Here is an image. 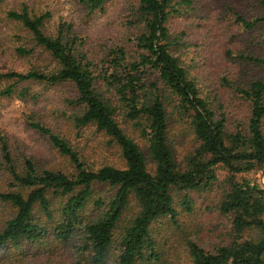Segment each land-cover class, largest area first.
Here are the masks:
<instances>
[{"label": "trees", "instance_id": "trees-1", "mask_svg": "<svg viewBox=\"0 0 264 264\" xmlns=\"http://www.w3.org/2000/svg\"><path fill=\"white\" fill-rule=\"evenodd\" d=\"M103 1L89 0L87 7L94 10ZM188 3L138 0L130 23L139 33L129 39L131 45L110 47L100 55L87 51L68 25L60 24L54 35L45 34L42 25L48 14L31 18L25 7L7 13L50 55L54 68L49 73L0 72V80L70 85L74 93L65 99L70 110L60 115L75 135L94 127L108 137L123 166L89 163L65 136L32 120L29 126L47 137L71 172L15 156L0 135V205L11 209L0 230V249L40 244L47 264L55 244L72 246V264L159 263L161 252L151 227L163 218L177 223L172 192L185 193L180 206L190 212L188 193L218 185L222 195L216 211L226 219V241L206 249L186 237L190 263L264 264V186L243 178L264 167V0H255L252 19L235 15L257 39L255 54L238 57L263 73L241 79L232 88L243 105L239 116L229 114V104L219 101L221 95L214 94L210 101L203 97L196 79L172 53L176 40H169L167 21ZM14 87L0 94L10 96ZM174 116L191 135L192 145L180 158L171 148ZM218 170L226 173L224 186L218 184ZM35 209L42 213L41 220Z\"/></svg>", "mask_w": 264, "mask_h": 264}, {"label": "rangeland", "instance_id": "rangeland-1", "mask_svg": "<svg viewBox=\"0 0 264 264\" xmlns=\"http://www.w3.org/2000/svg\"><path fill=\"white\" fill-rule=\"evenodd\" d=\"M87 1L0 0V72L49 73L54 68L50 55L35 45L29 31L21 23L7 17L8 12H20L24 7L31 18L48 14L42 25L47 35H54L60 24L70 26L71 33L78 42H83L87 51L100 55L110 47L130 46L129 39H135L139 33L130 23V13L138 0H104L94 10L87 7ZM188 1V4L180 5V14L171 16L167 21L169 40H176L171 47L172 53L196 79L203 97L210 101L214 94L221 95L219 101L229 104V114L242 115L239 112L242 102L232 88L237 87L241 79L261 77L263 73L238 57L255 54L257 39L235 21V15L252 19L255 0ZM9 86H15L14 94H0V135L7 138L15 156H26L48 169L71 172L67 161L51 148L47 137L29 126L32 120L65 136L89 163L123 166L118 148L110 143L108 137L96 132L94 127H85L79 135H75L65 117L60 115L70 110L65 104V99L74 93L70 85L48 86L41 82L0 80V92ZM175 119L174 116L171 121V148L174 155L180 158L192 145L191 135L187 125L182 124L181 119ZM123 127L141 143L130 125L124 124ZM225 176L223 170L217 171L219 185L224 186ZM243 178L264 186V167ZM187 195L191 202L190 212L180 206L185 193L173 191L177 223L163 218L151 227V238L161 252V262L154 264H191L184 244L189 236L206 249L226 241L227 222L216 211L222 195L221 188L216 185L207 192ZM34 213L42 219L40 210ZM10 215L11 209L0 205V230ZM55 245V252L49 251L51 264H72L71 259L76 257L72 246ZM46 257L40 244L6 245L0 249V264H26L24 259L27 264H47Z\"/></svg>", "mask_w": 264, "mask_h": 264}]
</instances>
